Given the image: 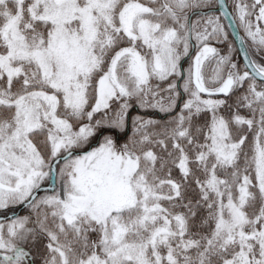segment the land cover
Listing matches in <instances>:
<instances>
[{
	"label": "snow or ice",
	"instance_id": "obj_1",
	"mask_svg": "<svg viewBox=\"0 0 264 264\" xmlns=\"http://www.w3.org/2000/svg\"><path fill=\"white\" fill-rule=\"evenodd\" d=\"M0 264H264V0H0Z\"/></svg>",
	"mask_w": 264,
	"mask_h": 264
},
{
	"label": "water",
	"instance_id": "obj_2",
	"mask_svg": "<svg viewBox=\"0 0 264 264\" xmlns=\"http://www.w3.org/2000/svg\"><path fill=\"white\" fill-rule=\"evenodd\" d=\"M237 47H239V45H238V41H237ZM238 54H239V56L241 55V53H240V52H238Z\"/></svg>",
	"mask_w": 264,
	"mask_h": 264
},
{
	"label": "trees",
	"instance_id": "obj_3",
	"mask_svg": "<svg viewBox=\"0 0 264 264\" xmlns=\"http://www.w3.org/2000/svg\"><path fill=\"white\" fill-rule=\"evenodd\" d=\"M236 56H237V57H239V54H238V52L236 53ZM241 63H242V61H241Z\"/></svg>",
	"mask_w": 264,
	"mask_h": 264
},
{
	"label": "flooded vegetation",
	"instance_id": "obj_4",
	"mask_svg": "<svg viewBox=\"0 0 264 264\" xmlns=\"http://www.w3.org/2000/svg\"><path fill=\"white\" fill-rule=\"evenodd\" d=\"M229 2H230V0H229Z\"/></svg>",
	"mask_w": 264,
	"mask_h": 264
},
{
	"label": "rangeland",
	"instance_id": "obj_5",
	"mask_svg": "<svg viewBox=\"0 0 264 264\" xmlns=\"http://www.w3.org/2000/svg\"><path fill=\"white\" fill-rule=\"evenodd\" d=\"M186 63V62H185Z\"/></svg>",
	"mask_w": 264,
	"mask_h": 264
}]
</instances>
